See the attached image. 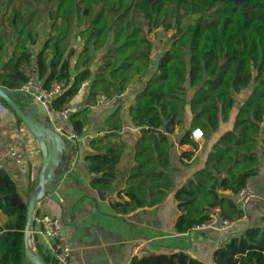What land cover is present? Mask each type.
Instances as JSON below:
<instances>
[{"label": "trees", "instance_id": "1", "mask_svg": "<svg viewBox=\"0 0 264 264\" xmlns=\"http://www.w3.org/2000/svg\"><path fill=\"white\" fill-rule=\"evenodd\" d=\"M36 1L44 3L49 22L39 48L35 13H25L14 3L6 17L12 0H0V85L21 89L28 80L24 66L35 59L45 86L59 80L66 83L54 101L55 110L71 107L73 98L86 87L87 105L70 115L81 136L89 105L99 94L116 98L137 76L146 78L129 108L132 123L140 131L133 148L135 164L112 205L130 213L163 202L174 190L180 211L174 225L177 231L194 230L214 208L229 219L239 218L242 212L235 194L260 171L261 138L264 157V0ZM158 28L174 29V33L153 70L154 45L149 34ZM249 85H253L251 93L233 128L213 144L205 167L175 188L170 135L185 125L187 109L192 120L180 146L182 158L189 162L198 148L191 131L201 127L210 137L229 119L234 93ZM189 89L194 94L188 102ZM121 108L119 104L106 118L104 134L90 141L93 151L85 160L93 187L110 189L116 178L126 146L121 138ZM0 211L5 216L0 227V264H26L27 202L4 168H0ZM36 247L45 263L60 264L40 244ZM213 258L215 264H264V215L258 224L216 248ZM131 264L208 263L185 251H146L133 257Z\"/></svg>", "mask_w": 264, "mask_h": 264}, {"label": "crops", "instance_id": "2", "mask_svg": "<svg viewBox=\"0 0 264 264\" xmlns=\"http://www.w3.org/2000/svg\"><path fill=\"white\" fill-rule=\"evenodd\" d=\"M158 50H153L151 65L153 70L156 69L162 52ZM144 79H146L144 76H137L131 82L133 88L115 99L116 101L103 103L97 99L95 103L89 105L90 112L84 132L78 140L67 141L65 162L56 170L54 189L38 203L37 209L45 208L44 210L60 218L74 264H131L133 257L140 256L146 251L157 253L185 251L208 264H215L213 253L216 248L226 243L232 236L239 235L246 227L261 221L264 206L260 199H251L247 216L236 221L229 229L195 228L190 232H180L174 227L180 213L174 199V190L163 202L130 213H122L112 205L111 200L125 189L129 171L135 164L133 148L140 131L132 123L129 108L135 103L136 92L142 89ZM252 86L249 85L234 93L235 102L229 119L222 121L217 131L198 143L195 155L189 162L182 158L183 148L180 146L184 129L190 126L192 120L189 105L187 106L185 125L170 135V160L175 188L185 183L194 172L205 167L213 144L222 133L233 128L239 109L251 93ZM193 94L194 89H189L188 102ZM87 97V88L84 87L72 100L73 110L85 107ZM16 100L21 106H25V98L16 97ZM119 104L122 106L121 138L126 144L125 151L117 165L116 178L111 188L93 187L91 184L93 174L88 170L85 156L93 151L90 141L104 134L105 120ZM37 117L43 119L46 115L38 113ZM50 118L54 123L52 113ZM261 126L264 127V123ZM8 147L26 152L27 160L16 161L10 155ZM258 153L261 157L260 171L248 181V184L264 197L262 138ZM41 167L42 153L37 139L10 108L0 104V168L10 173L26 202L39 186ZM222 193L232 195L229 191ZM124 197L127 198L125 195ZM4 221L5 216L0 211V227ZM29 242L37 251L36 242L31 234ZM26 264H30L27 259Z\"/></svg>", "mask_w": 264, "mask_h": 264}, {"label": "built area", "instance_id": "3", "mask_svg": "<svg viewBox=\"0 0 264 264\" xmlns=\"http://www.w3.org/2000/svg\"><path fill=\"white\" fill-rule=\"evenodd\" d=\"M24 74L28 80L21 88L27 91L35 102H41L47 109L52 107V115L55 118V129L68 140H78L79 136L76 133L74 126L70 121V115L73 111L72 107L63 110H55L53 107L55 99L64 91L66 83L64 80L53 82L50 86H45L43 79L39 76V68L37 61L32 59L24 66ZM130 85L124 91L119 92L116 98H108L104 94L97 96L99 102L109 103L123 95L133 88ZM116 101V100H115ZM191 137L197 142L205 137L201 127H196L191 131ZM10 155L18 162H25L27 154L23 150H16L13 147H8ZM253 198H258L264 206V197L253 190L247 183L246 186L235 194V201L240 208L242 214L237 219H229L225 217L219 210L214 208L210 212V217L204 223L199 225V229H216L226 230L238 220L245 218L248 212V204ZM40 203V201H39ZM39 206V205H38ZM37 209L30 234L37 244H40L43 249L51 254L60 264H74L71 257V248L68 239L63 230V223L60 218L48 210ZM141 252V250L139 251Z\"/></svg>", "mask_w": 264, "mask_h": 264}, {"label": "water", "instance_id": "4", "mask_svg": "<svg viewBox=\"0 0 264 264\" xmlns=\"http://www.w3.org/2000/svg\"><path fill=\"white\" fill-rule=\"evenodd\" d=\"M25 98V106H21L16 96ZM0 104L5 108H11L28 130L37 139L42 153V167L39 175V186L31 193L27 202V223L25 227V255L30 264H47L36 250L30 246L29 235L39 201L49 195L55 186L56 170L64 164V152L67 141L54 126L50 114L52 107L48 109L41 103L35 102L30 94L22 89L13 90L0 85ZM38 113L45 114L41 119Z\"/></svg>", "mask_w": 264, "mask_h": 264}, {"label": "rangeland", "instance_id": "5", "mask_svg": "<svg viewBox=\"0 0 264 264\" xmlns=\"http://www.w3.org/2000/svg\"><path fill=\"white\" fill-rule=\"evenodd\" d=\"M14 3L16 5H21L25 13L34 12L35 13L34 17L38 18L36 28L39 32L40 40L36 48H39L41 44H43V40H45V36L47 35L48 26H49L46 12L44 11V3L40 4L36 0H12L11 6L6 10V15H5L6 17L11 13L12 5H14ZM36 8L38 11L35 10ZM194 18L195 15L188 17L187 19H185V24L192 22ZM173 33H174V29L166 30L164 28H158L155 29L153 32H151L149 36L153 42L154 49L155 50L159 49L158 51L161 50L163 51L169 45V42L172 40ZM72 45L73 46L78 45L77 40L74 39L72 41Z\"/></svg>", "mask_w": 264, "mask_h": 264}]
</instances>
